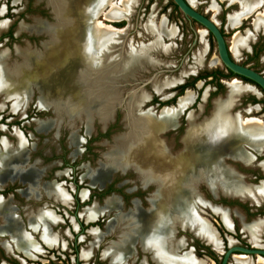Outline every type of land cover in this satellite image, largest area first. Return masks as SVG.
Here are the masks:
<instances>
[{
	"label": "rangeland",
	"instance_id": "1",
	"mask_svg": "<svg viewBox=\"0 0 264 264\" xmlns=\"http://www.w3.org/2000/svg\"><path fill=\"white\" fill-rule=\"evenodd\" d=\"M193 1L191 6L211 18L222 30L232 58L264 75V31L255 29L253 25L255 10L242 19L238 26H233L229 16L240 11L238 3L228 0ZM261 4L258 11L264 10V1ZM2 6L5 9L3 14L0 12V21L5 20L8 25L0 32V51L4 48L10 53L12 51V60L15 46L24 47L29 42L39 47L45 37L35 31H27L26 26L31 25L35 18L54 22L47 0H0V9ZM98 18L117 29H124L125 32L121 33L124 34L125 43L128 41V49L130 47L138 53L148 52L151 63L134 76L110 79L107 75H101V82L96 87L100 91L94 96L86 95V101H74L69 95L68 104L41 103V91L34 88L28 91L25 104L13 106V97L6 98L0 92V264H158L156 254L151 250H155V245L149 241L145 245L139 230L142 229L145 234H153L154 231L138 215L149 218V222L154 216L152 198L155 196L156 184L153 181L146 183L139 168L126 163L119 156L125 151L122 144L131 141L138 130L134 126V119L142 117L147 110L157 115L163 107L175 106L178 97L187 89L192 91V103L178 115L176 127L161 134L162 138L173 141L174 150H179L183 147L179 140L187 127V114L192 112L196 115V122L209 118L214 101L226 100L230 88L228 82L237 78L253 87V91L243 93L230 112L240 117H258L264 121V94L260 88L239 77H221V73L226 74L227 70L218 58L212 35L196 22L189 21L175 8L172 0H137L129 19L117 22H108L102 16ZM151 20L157 28L164 21L165 28L174 27L176 30L173 36L160 35L162 47L159 53L152 48L158 35L146 28ZM19 26H22L21 30H18ZM193 30L197 37L194 44ZM236 32L242 37L253 34L248 48L232 49ZM201 34L205 41V52L201 62L196 64L194 54L200 45ZM191 66L196 67L195 71L185 75L181 82L164 85L156 90L154 82L157 79L158 83H163L168 78L178 77ZM211 70L218 71L220 75L216 79L206 77L192 83L193 77L208 74ZM184 83H190V86L178 95L177 87ZM107 95L113 96L111 103L105 102ZM93 100L100 102L97 109L91 104ZM242 147L255 154L248 144L244 143ZM17 148L22 153L14 156ZM113 155L116 156L114 164ZM257 159L258 162L259 159L263 160L264 154L257 155ZM223 162L230 176L242 184L256 185L264 181V175L254 160L244 161L226 154ZM107 169L112 170L106 181L95 183V186L91 178ZM195 188L198 195L194 199L196 213L217 231L221 249L222 245L225 249L232 244L253 246L251 235L244 225L264 219V200L255 204L220 190L219 193L235 198L222 195L212 198L209 193L211 190L202 180L197 182ZM84 192L86 195L83 197ZM114 198L118 201L117 206L107 208V201ZM93 208L101 209L97 213L100 215H96L92 221L87 220L86 213ZM220 210L228 212L233 223L232 230L229 231L221 222ZM176 226L180 227L178 231ZM168 227L169 240L161 243L167 255L179 256L191 252L196 260L204 264L220 261L221 254L180 221L176 220ZM44 229L52 236L51 244L45 243L40 236ZM27 235L36 241L39 250L24 254L21 239ZM257 243L255 246L264 248L263 232L259 234ZM125 246L127 251H113L114 248ZM248 256L255 264H260L259 256ZM119 258L121 260L118 261ZM229 264L236 263L229 259Z\"/></svg>",
	"mask_w": 264,
	"mask_h": 264
},
{
	"label": "bare ground",
	"instance_id": "2",
	"mask_svg": "<svg viewBox=\"0 0 264 264\" xmlns=\"http://www.w3.org/2000/svg\"><path fill=\"white\" fill-rule=\"evenodd\" d=\"M14 1L19 2L20 0ZM228 1L236 2L241 7L239 12L229 14V21L233 26H238L242 19L244 20L255 10L253 25L255 29L261 28L264 31V10H262L263 12L257 10L264 0ZM188 2L190 5L194 3L193 0H188ZM47 4L51 8L54 22L35 18L31 25L26 26L27 31H35L45 37L44 40L42 39L41 45L38 47L25 41L24 47L15 46L13 49L14 59L12 60H10L12 51L10 53L7 48L0 51V92H3L6 98L13 97V106L25 104L28 100V91L34 88L41 91L39 96L41 103L62 104L70 100L69 95L74 101H86L84 100L86 95L94 96L100 91L96 87L101 82V75H107L110 79H115L116 76H134L140 69L151 63L148 52L138 53L130 47V50L128 49V45H126L128 41L125 43L124 34L121 33L125 32L124 29H117L112 24L103 23L98 18V16H102L108 22L129 19L137 0H47ZM4 9L2 6L1 14H3ZM152 20L146 24V28L149 32H155L154 34L158 35L152 44L153 50L158 52L162 47L160 35L173 36L176 30L174 27L165 28L164 21L157 28ZM7 25V21H0V32H3ZM21 29L22 26H19L18 30ZM203 30L205 31V29ZM202 36L201 34L200 45L194 54L196 64L201 62L205 52V41ZM253 38V34L242 37L236 32L232 49L237 51L240 48H248ZM120 58L123 59L118 62ZM195 69V66H191L182 71L178 77L164 79L163 83H158L157 79L154 86L156 90H160L164 85L181 82L185 75L194 72ZM228 85L230 88L226 94V100L223 102L214 101L209 118L196 122V115L192 112L187 114V127L181 140H179V143L183 145L181 149L174 150L173 141L165 137L162 138L161 134L167 133L169 128L176 127L178 115L192 103L193 92L188 89L178 97L175 106H165L157 115L151 110H147L142 117L135 118L133 122L138 130L131 137V141L125 144L121 143L125 149L119 155L121 159L138 167L139 172L147 181L146 183L153 181L156 184L155 196L152 198L154 216L149 222V218L138 214L141 219H144L145 225L146 223L149 224L148 227L154 233L146 232L145 234L142 229L139 230L138 228V230L143 236L142 241L145 245L148 241L155 245V250H151L156 254L155 259L158 264H201L203 262L196 260L191 252L179 256H170L165 253V247L163 248L161 243L168 242L167 228L176 220L189 227L196 235L211 244L213 249L222 254L223 250L217 231L206 219L200 218L195 210L194 199L198 198L195 187L198 181L205 182L214 194L220 190L223 193L237 195L241 199H248L255 204L264 200V181L256 185L242 184L230 176V172L223 162V157L226 154L234 155L244 161L254 160L253 154L246 151L244 146L242 147L244 143L258 153L264 148V121L258 117H240L238 114L230 112L238 98L249 90L253 91V87L243 84L237 78L230 80ZM106 97L105 102L111 103L113 96L107 95ZM91 104L97 106L95 107L97 109L100 102L93 100ZM129 115L131 116V114ZM21 153L22 150L17 148L14 156ZM115 160L116 156L113 155V164ZM258 165L264 171V160L258 162ZM111 170L107 169L103 173L95 174L96 176L90 177L91 182L95 184L103 180L106 181L105 179ZM85 195V192L82 193L83 197ZM159 199H163V201L159 202ZM117 202L115 198L111 199L107 201L106 207L117 206ZM100 210L97 208L89 209L86 213L87 216H84L87 220L92 221L96 215H100L97 214ZM218 213L224 226L228 230H232L233 223L228 212L220 210ZM244 229L251 235L250 241L253 245H258L259 234L264 233V219H259L251 225H244ZM40 236L47 244L53 242L47 229H44ZM32 239L28 235L22 237L21 243L24 254H29L30 250H39L36 241ZM118 250L127 251L128 248L125 246V248L113 249L114 252H119ZM83 255L84 253L81 256ZM257 256H259V263L264 264V257ZM232 259L236 264H255L247 254H237L232 256ZM119 260L121 259L119 258Z\"/></svg>",
	"mask_w": 264,
	"mask_h": 264
},
{
	"label": "water",
	"instance_id": "3",
	"mask_svg": "<svg viewBox=\"0 0 264 264\" xmlns=\"http://www.w3.org/2000/svg\"><path fill=\"white\" fill-rule=\"evenodd\" d=\"M172 2L177 6L178 10L189 21L196 22L200 26L204 27V29H206L208 33L212 35L215 41V44H216V51H217L218 58L221 61L222 65L225 67V69L229 70L230 72L234 73L237 76L249 79L256 86H258L264 94V75L246 65L236 62L232 58L230 54V49L228 48L226 44L225 37L222 31L212 19L207 17L203 13L199 12L194 7H192L187 0H172ZM193 33L195 37L192 41V44H194L197 40L196 31L193 30ZM256 154L262 155L264 154V150L261 153H256ZM253 156H254V159L255 157H257V155L255 154H253ZM231 162H234V161H231ZM259 170L264 175V171H262L260 168ZM209 193L211 194L212 198H217V196H220V195L225 196L226 198H231V199L235 198L230 195L219 193V191H217V194L215 195L211 191H209ZM176 227L178 231L180 227L179 226H176ZM222 248H223V251L221 254L220 262L218 264H229V259H232V256L237 255V254L260 255L264 257V248L257 247V246L248 247V246H242L239 244H232V245H228L225 249H224V246L222 245Z\"/></svg>",
	"mask_w": 264,
	"mask_h": 264
},
{
	"label": "trees",
	"instance_id": "4",
	"mask_svg": "<svg viewBox=\"0 0 264 264\" xmlns=\"http://www.w3.org/2000/svg\"><path fill=\"white\" fill-rule=\"evenodd\" d=\"M173 5L175 6V8H177V6L173 3ZM178 9V8H177ZM222 31V30H221ZM223 33V32H222ZM227 70V69H226ZM216 72H218V71H216ZM220 76H223V77H233V76H237V75H235L234 73H232V72H230L229 70H227V73L226 74H222L221 73V75ZM206 77H208V74L207 73H205L204 75H197V76H195V77H193L192 78V83H194V82H196V81H198V80H200V79H202V78H206ZM237 77H239L240 79H242V80H244V81H247V82H250V83H253L252 81H250L249 79H247V78H244V77H240V76H237ZM212 81H209V83H211ZM254 84V83H253ZM188 86H190V83H184V84H182V85H179L177 88L179 89V93H178V95H181L182 94V92L184 91V89L185 88H187Z\"/></svg>",
	"mask_w": 264,
	"mask_h": 264
},
{
	"label": "flooded vegetation",
	"instance_id": "5",
	"mask_svg": "<svg viewBox=\"0 0 264 264\" xmlns=\"http://www.w3.org/2000/svg\"><path fill=\"white\" fill-rule=\"evenodd\" d=\"M217 75H220V73H219V72H216V71H212V70L208 72V78H209L210 80L213 79V78L216 79V76H217ZM221 77H223V76H221ZM235 77H236V76H235ZM225 78L228 79V78H231V77H225ZM231 79H232V78H231ZM252 151H253V150H252ZM253 152L255 153V155H258V154H256L257 152H255V151H253ZM251 153H252V152H251ZM257 160H258L257 157H255V159H254V163H255V162L258 163ZM260 161H261V159H259V162H260ZM257 163H256V164H257ZM258 168H259V167H258ZM18 181H19V180H18ZM23 185H24V183H23ZM76 201H77V198H76ZM131 202H132V201H131ZM139 202H140V201H139ZM132 203H133V202H132ZM213 250H214V249H213ZM214 251H215V250H214ZM219 262H220V261H216L215 264H218Z\"/></svg>",
	"mask_w": 264,
	"mask_h": 264
},
{
	"label": "crops",
	"instance_id": "6",
	"mask_svg": "<svg viewBox=\"0 0 264 264\" xmlns=\"http://www.w3.org/2000/svg\"><path fill=\"white\" fill-rule=\"evenodd\" d=\"M230 231V230H229ZM252 245V244H251ZM253 246H255V245H253ZM217 252V251H216Z\"/></svg>",
	"mask_w": 264,
	"mask_h": 264
}]
</instances>
